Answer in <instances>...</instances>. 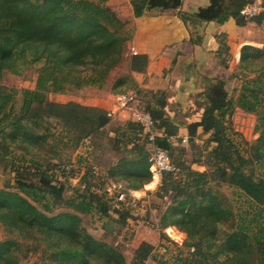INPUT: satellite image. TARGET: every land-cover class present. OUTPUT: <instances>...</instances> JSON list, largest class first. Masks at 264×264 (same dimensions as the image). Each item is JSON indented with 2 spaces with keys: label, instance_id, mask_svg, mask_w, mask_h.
I'll return each mask as SVG.
<instances>
[{
  "label": "trees",
  "instance_id": "obj_1",
  "mask_svg": "<svg viewBox=\"0 0 264 264\" xmlns=\"http://www.w3.org/2000/svg\"><path fill=\"white\" fill-rule=\"evenodd\" d=\"M110 1L0 0V169L11 177L0 189V224L10 236L0 241V264H20L24 243L19 238L44 246L50 264H126L118 247L89 233L81 215L107 219L104 228L111 233L110 224L124 225V213L133 211L131 192L152 182L154 147L166 149L176 168L162 176L158 191L157 197L169 203L162 226L187 235L177 254L162 264H264V49L242 48L240 72L233 75L240 89L230 94L227 81L215 78L199 96L202 120L187 127L193 148L199 128L210 134L204 154L194 161L207 170L198 172L184 161L186 150L177 138L179 126L166 112L165 92L140 88L130 77L146 71V55L128 59L130 75L119 76L113 91L135 89L141 109L154 121V141L130 118L113 128L115 119L104 108L48 99L52 93L104 89L114 70L127 61L132 36L126 28L150 11L174 10L183 3L130 0L128 14L121 15ZM208 1L195 13L197 20L264 23V0L263 10L250 18L243 9L257 0ZM222 37L217 59L230 55L219 63L229 68L232 54ZM27 71L36 74L33 90L2 85L6 74L23 76ZM238 110L257 117L260 137L254 143L227 124ZM89 139L97 145L109 141L117 161L107 171L89 165L81 186L73 188L70 178L82 169L71 165L72 153ZM111 183L121 185L127 203L109 195ZM68 188L73 195H65ZM154 250L143 242L132 264H146Z\"/></svg>",
  "mask_w": 264,
  "mask_h": 264
},
{
  "label": "rangeland",
  "instance_id": "obj_2",
  "mask_svg": "<svg viewBox=\"0 0 264 264\" xmlns=\"http://www.w3.org/2000/svg\"><path fill=\"white\" fill-rule=\"evenodd\" d=\"M195 1L196 4H200L199 7L202 6L203 3L201 0ZM256 3H260L259 6L261 8V12L263 10L261 6L262 0H257ZM129 4L130 0L110 1V6L121 15L128 14L127 10L130 9ZM134 23L135 20L129 27L126 28V32L132 36V39L135 36L136 30V25ZM232 32L234 36L231 40H227L225 35H223L220 41H223L226 38V43L230 52H234L237 58L239 52H241L244 47L243 45V47L241 46L242 41L248 43L245 45H251L264 49V23L262 26H256L251 22H247L245 26L237 24V26L233 28ZM218 44L219 46L221 45L220 43ZM134 54H136V52L132 49L130 43L126 51L127 61L123 63L122 67L114 70L108 78L104 89L86 88L83 90H71L65 94L52 93L48 95V99L62 104L76 102L89 107L107 108L108 112L112 114L113 119H115L112 127H116L117 123H121L127 119V115L119 111V107L115 100V97L118 94L114 93L113 85L119 76L130 75L128 59ZM229 56L230 55H223L222 59H218V65L212 70L211 75L214 77V82L215 78L227 81V90L230 94H233L234 89H240L241 87V82L233 77L234 73L240 72V70H238L240 60L234 62V55L232 54V59L230 58V61L228 62L229 68H224L219 64L223 58L229 60ZM130 77L134 83L140 87L139 84L141 85V80L139 79V75L131 74ZM35 82L36 74L33 71H27L23 76L6 74L2 85L7 88H14L22 91L25 89L33 90L35 88ZM134 90L135 89L133 88V90L126 93H136ZM227 124L228 126H232L234 131L249 143H254L260 137V133L256 130L258 124L257 117L254 115H249L238 110L232 116L228 117ZM112 127L110 129H112ZM209 137L210 135L202 136L197 142V146L194 148L190 143L189 145H185L186 155L184 157V161L191 163L192 168L195 171L206 172L207 170L206 167L198 163H194V161L204 154L203 152L206 149L205 141L209 139ZM107 142L109 141L105 139L100 142V145H97L89 139L85 141L76 152L72 153L71 165H75V168L77 169H82L80 174L70 178V184L73 188H79L81 186L80 180L89 165L95 166L100 171H107L109 166L117 161L115 154L111 151V147ZM103 143L108 145H103ZM80 159L87 160L80 164ZM52 163L58 164L59 161L53 160ZM9 179H11V177L3 173L0 169V189H3L7 185ZM61 180H64V178H61ZM161 183L162 177L159 178L153 175L151 183L147 184L139 191L131 192L130 197L132 200L130 201V205L132 206L133 211L131 213H124L126 219V223L124 225L119 223L110 224V227H113L114 229L113 233L104 228V226L109 223L108 220H100L97 215H81L83 218V225L87 228L89 233L95 236L96 239L118 247L126 258V264H132L134 252L143 242L150 243L155 248L154 258L150 259L146 264H162V261H167L177 254V247H182L187 240V235L180 231L177 227L162 226L163 215L168 209L169 203L164 204L157 197ZM112 184L115 183H111V185ZM225 192L228 195L231 194V190H226ZM65 195H73V190L68 188ZM115 218L119 219V216L116 215ZM9 237L10 236L5 231L4 227L0 224V241H4ZM19 241L24 243V247L20 254V264H50L44 257V246L39 243L27 241L23 238H19ZM167 248L170 249L169 253H167Z\"/></svg>",
  "mask_w": 264,
  "mask_h": 264
},
{
  "label": "crops",
  "instance_id": "obj_3",
  "mask_svg": "<svg viewBox=\"0 0 264 264\" xmlns=\"http://www.w3.org/2000/svg\"><path fill=\"white\" fill-rule=\"evenodd\" d=\"M201 2L199 7L195 0H183L178 9L154 10L135 19L131 42L134 55H146L149 60L146 71L137 73L141 80V85L138 84L143 89L165 92L166 112L179 126L177 138L184 148L189 145L188 125L201 122L203 117L204 109L197 104L199 96L214 84L211 73L218 65L219 37L225 35L231 40L232 30L237 26L235 20L223 25L197 20L195 13L209 4L208 0ZM241 43V46L248 44ZM230 53L234 62L240 60L241 52L238 58L234 52ZM197 135L200 140L210 134L199 128Z\"/></svg>",
  "mask_w": 264,
  "mask_h": 264
},
{
  "label": "built area",
  "instance_id": "obj_4",
  "mask_svg": "<svg viewBox=\"0 0 264 264\" xmlns=\"http://www.w3.org/2000/svg\"><path fill=\"white\" fill-rule=\"evenodd\" d=\"M260 3L247 6L242 14L247 17H254L260 12ZM116 104L119 107L121 113H125L127 118L139 123L145 134L149 136L151 141L156 138V133L154 132V121L148 112L141 109L140 101L138 100L137 94L132 93H120L115 97ZM112 117V114L109 113ZM151 172L154 176L162 177L165 173L175 172L176 168L173 165L169 152L166 149L160 147H154V151L150 158ZM108 193L110 196H115L118 202L127 203L128 196L125 192L121 190V186L112 184Z\"/></svg>",
  "mask_w": 264,
  "mask_h": 264
},
{
  "label": "water",
  "instance_id": "obj_5",
  "mask_svg": "<svg viewBox=\"0 0 264 264\" xmlns=\"http://www.w3.org/2000/svg\"><path fill=\"white\" fill-rule=\"evenodd\" d=\"M187 19L191 21V19H190L189 17H187ZM192 20H193V19H192Z\"/></svg>",
  "mask_w": 264,
  "mask_h": 264
},
{
  "label": "bare ground",
  "instance_id": "obj_6",
  "mask_svg": "<svg viewBox=\"0 0 264 264\" xmlns=\"http://www.w3.org/2000/svg\"><path fill=\"white\" fill-rule=\"evenodd\" d=\"M158 179V178H157Z\"/></svg>",
  "mask_w": 264,
  "mask_h": 264
}]
</instances>
